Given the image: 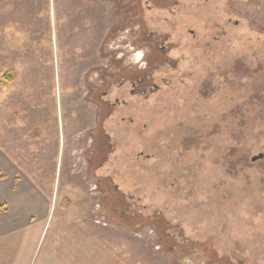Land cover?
I'll return each instance as SVG.
<instances>
[{
    "label": "rangeland",
    "instance_id": "obj_1",
    "mask_svg": "<svg viewBox=\"0 0 264 264\" xmlns=\"http://www.w3.org/2000/svg\"><path fill=\"white\" fill-rule=\"evenodd\" d=\"M0 146L48 192L74 189L58 206H89L58 210L78 252L264 264V0H0Z\"/></svg>",
    "mask_w": 264,
    "mask_h": 264
},
{
    "label": "crops",
    "instance_id": "obj_2",
    "mask_svg": "<svg viewBox=\"0 0 264 264\" xmlns=\"http://www.w3.org/2000/svg\"><path fill=\"white\" fill-rule=\"evenodd\" d=\"M58 196L62 200L75 196V191L58 184L53 193L48 192L22 175L0 146V264H110L107 240L89 239L92 248L79 252L75 243L62 241L66 232L58 227V210L70 212L77 205L87 211L89 206L62 208L56 204ZM91 210L95 212V206Z\"/></svg>",
    "mask_w": 264,
    "mask_h": 264
},
{
    "label": "flooded vegetation",
    "instance_id": "obj_3",
    "mask_svg": "<svg viewBox=\"0 0 264 264\" xmlns=\"http://www.w3.org/2000/svg\"><path fill=\"white\" fill-rule=\"evenodd\" d=\"M230 1V0H229ZM180 5V3L178 2V1H176V3H174V6H179ZM155 35L154 34H152L151 35V37H154ZM156 38H158L157 36H156ZM162 42H164V41H162ZM158 49H160V54H161V56H166L165 54L167 53V50H168V47L164 44V43H162L161 45H159V48ZM169 61L168 60H166L164 63H163V60L162 61H159L158 62V66L159 67H162L163 65H166V63H168ZM161 63H163V64H161ZM76 65V64H75ZM86 71L87 72H89V75H90V78H88V81H89V84H93L94 85V81H95V70H94V65L93 66H90V65H88V67H81V68H79L78 67V65H76V67H75V69H74V75H76L77 73H78V75H76V76H78V78H77V80L79 81V80H82V78L84 77V74L86 73ZM81 72H85L84 74H80ZM75 76V77H76ZM142 77V76H141ZM144 78H145V76L144 77H142L140 80H137V82L138 83H134L133 84V87L135 88L136 86H138V84L140 85V86H142L143 85V80H144ZM91 82V83H90ZM93 89V88H92ZM89 93H90V95H89ZM88 93V95L86 96V98H83L82 97V99L83 100H85L86 102H85V105H83V113L82 112H80L79 110H75V112H76V114H77V116L78 115H80L81 116V118H83L81 121H82V123H85L86 125L84 126V128H83V131H82V136H81V138H86V136H85V132H86V130L88 131V132H90V134H91V136L93 135V133H94V127H91V125L90 124H92V122H94V114H95V111H96V109H95V102H94V99H93V95H94V93L90 90V92ZM81 99H76V103L78 102V101H80ZM93 107V109H91ZM100 109H101V106H100ZM105 110L106 109H108V108H104ZM90 111H92V115H90ZM86 112H87V114H86ZM57 115H58V108H57ZM101 114L100 113H97V118H99V116H100ZM110 115H111V110H110V105H109V111H108V115H107V117H110ZM58 117V116H57ZM58 127H59V121H58ZM62 127V126H61ZM90 127V128H89ZM94 136H95V134H94ZM78 139H79V137H77ZM77 141V140H76ZM108 141H109V138L106 136L105 137V142L104 143H108ZM80 144V143H82L81 141H78V142H76V144ZM104 143H102V145L104 144ZM73 144H75V143H73ZM61 145H62V141H61ZM93 146H94V144L92 145V146H90V147H88V148H93ZM111 181V180H110ZM116 190L118 191V188L116 187Z\"/></svg>",
    "mask_w": 264,
    "mask_h": 264
},
{
    "label": "water",
    "instance_id": "obj_4",
    "mask_svg": "<svg viewBox=\"0 0 264 264\" xmlns=\"http://www.w3.org/2000/svg\"><path fill=\"white\" fill-rule=\"evenodd\" d=\"M263 157H264L263 155H260L259 157H257V158L255 157V158L258 159V158H263ZM255 158H254V159H255ZM256 159H255V160H256Z\"/></svg>",
    "mask_w": 264,
    "mask_h": 264
},
{
    "label": "trees",
    "instance_id": "obj_5",
    "mask_svg": "<svg viewBox=\"0 0 264 264\" xmlns=\"http://www.w3.org/2000/svg\"><path fill=\"white\" fill-rule=\"evenodd\" d=\"M6 80V82H8V83H10L11 84V81L9 80V79H5Z\"/></svg>",
    "mask_w": 264,
    "mask_h": 264
}]
</instances>
